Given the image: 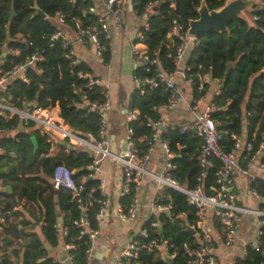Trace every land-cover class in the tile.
Listing matches in <instances>:
<instances>
[{
    "label": "trees",
    "instance_id": "16d2710c",
    "mask_svg": "<svg viewBox=\"0 0 264 264\" xmlns=\"http://www.w3.org/2000/svg\"><path fill=\"white\" fill-rule=\"evenodd\" d=\"M204 1L209 10L219 9L228 0H131L133 11L141 16L150 3H156L148 17V28H141L142 43L146 46V53L150 59L155 58L156 63L145 62L138 65L134 77L138 86L130 95L129 103L137 110L136 119L127 123L133 131L132 138L136 142L138 154L144 153L150 146L152 130L147 125L149 120L160 119L159 110L153 109L163 104L169 95L165 84L159 82L151 87L145 79L156 77L159 71L173 74L177 69L175 60L176 47L182 42V35L174 36L168 40L167 34L172 21L176 20L183 25V31L188 28L189 21L198 18V8ZM37 5L45 17L35 14ZM94 7V0H0V64L3 72L15 64H21L32 55H40L41 59L25 69L27 82L20 78L8 81L3 91L4 95L25 97L32 106L51 108L58 106L60 118L72 127L80 136L90 133L97 137L100 125V116L96 109L82 105L85 100L89 102H103L106 88L100 84L87 86L88 79L80 77L79 73L90 74V69L84 62L71 63L66 57L68 49L64 48L59 40H51V35L57 31L55 21L57 12L65 14V21L73 31L72 18H78L82 26L97 24L98 15L89 12ZM12 11L14 15L11 16ZM248 18L233 17L227 24V30H215L200 33L196 36L197 45L190 50L184 78L191 84L192 99H202L209 90V82L205 77L219 81V92L211 100L214 110L210 115L225 130L223 136L224 148L229 151L235 137H242L243 123L246 126L245 141L251 144L250 149L244 148L240 152L241 165L252 157L260 143L264 142V7H253L248 11ZM253 15L256 18H253ZM170 41V43H167ZM99 42L102 47L103 62L108 63L111 57L110 37L105 32L99 33ZM134 42H138L134 39ZM11 49H17V54ZM91 75V74H90ZM245 114V117H243ZM223 123V126H219ZM34 122L23 125L17 118L5 120L0 117V128L9 130L33 128ZM180 126L174 129L161 131L159 137L169 143L172 151L176 152L173 162L176 169L172 172L174 178L181 184L192 188L196 185V177L204 173L203 185L210 193V186L214 185L215 170L220 162L212 158L213 166L207 171L198 164L201 139L192 132L181 134ZM232 134V135H231ZM31 135L36 137L37 148L34 151ZM143 138V141L139 139ZM177 144H181L179 148ZM0 167L6 168L7 173L0 174L3 183H9L18 192L13 194L14 200L7 201L3 209L8 210L25 196L28 199L42 203L44 208L41 230L52 246L58 244V229L56 227V209L53 201L57 196L58 208L63 213L64 242L72 241L75 248L68 250L75 264H87V249L90 241L86 235L77 240L79 233L74 221L81 215V209L72 198L71 193L63 188L55 189L52 184L41 179L40 172L51 175L57 164H65L75 171L74 178L81 182L82 175L87 176L85 167L92 163L93 157L85 150H70L49 156L50 141L47 133H40L38 129L30 132L18 131L14 137H1ZM260 159L264 161V149ZM36 180L45 181L42 187ZM99 180L83 182L86 192L95 188ZM264 196V180L255 179L250 182ZM48 189L49 196L44 198L43 192ZM164 193L170 194L174 209L184 210L187 220L191 222L195 217V209L188 206L178 191L164 187ZM92 205L89 209V226L97 228L95 213L99 194L93 191ZM123 205H128L130 196L120 199ZM16 215V213H14ZM162 230H156L152 236L167 239L169 243L180 246L184 241H192L193 236L187 230L185 222H169L164 215ZM4 226L7 236L0 244V264H15L11 255L4 251L13 242L9 237L24 238L22 232L15 224ZM9 235V236H8ZM264 244V239H263ZM17 253V252H16ZM41 240L35 234H30L29 242L23 246L21 264H58L52 258L45 257ZM44 257L43 261H38ZM251 261L260 263L264 261V252L249 249L245 258H236L234 264H249ZM140 264H164L165 260L160 253H140ZM173 263L185 264L182 253L177 255Z\"/></svg>",
    "mask_w": 264,
    "mask_h": 264
},
{
    "label": "built area",
    "instance_id": "2783aa9c",
    "mask_svg": "<svg viewBox=\"0 0 264 264\" xmlns=\"http://www.w3.org/2000/svg\"><path fill=\"white\" fill-rule=\"evenodd\" d=\"M103 11L98 13L95 7H90L89 12H94L98 15L97 24H92L87 27L82 26L78 18H72L74 29L70 31L66 21L65 14L57 12L55 21L58 24V29L55 31L50 39L59 40L62 42L64 48L68 49L66 57L71 60L72 64L78 62L74 45L88 40L95 49L96 56L103 62L102 47L99 42V33L105 32L109 36L111 27L121 29L122 15L127 2L131 0H99ZM156 3H150L141 14L143 20L142 25L137 28L132 37V51L138 63L150 64L156 63V59H150L147 55V49L140 52L137 46L142 43L143 35L141 28H148V17L154 9ZM253 7H264V0L254 2ZM255 19L256 16L253 15ZM183 25L176 20L172 21V26L169 29L167 36L172 38L174 36L182 35V42L176 47L175 60L179 62L185 54L188 44L191 46L197 45L196 37L188 34V28L183 31ZM71 35H73L71 37ZM137 39L138 42H134ZM12 53L17 54V49H11ZM40 55L34 54L26 59L24 63L15 64L6 72L2 71L0 64V117L5 120L17 117L23 125L28 122H34L42 131L53 133L62 139H67L75 144L82 145L90 150L93 154V161L85 167L89 178H94V173L98 169L99 162L106 157H109L122 166L121 189L119 192V201L116 206V214L119 219L126 223L138 222L135 232H133L126 242L123 244L120 252L115 257L113 264H140V253L158 252L162 255L165 253L169 256V260L164 264H177L173 260L180 252L185 258V264H219L214 252V230L220 236L223 246L233 247L240 240V231L242 228L243 219L252 217L256 224L255 235L253 239L243 242L240 249V258H245L249 249L264 252V196L260 194L255 188L250 187V195L255 198L258 203L255 207H250L244 203V199L240 197L233 182V174L239 173L247 177L248 180L254 181L260 178L258 174L251 172L252 168L261 173L264 180V161L259 159L264 149V142L260 143L255 150L252 157L241 165L239 161L240 152L246 148H251V144L245 141L244 138L235 137L232 148L227 151L222 143L223 136L227 132L218 127V124L211 117L210 113L214 110V106L210 104L204 110H198V101L193 100L191 103V110L194 112L193 119L186 125L179 128L181 134L185 132H192L201 139V147L198 156V164L207 171L213 166L212 158L220 162V166L215 170L214 185L210 186L211 192H206L203 185L204 173L196 177V185L192 188L179 183L172 172L176 169V164L173 162L176 152L172 151L169 143L163 141L159 137L161 131L174 129V125L163 126L160 119L149 120L148 126L152 130L151 139L148 141L149 148L142 154H138L135 140L132 138L133 131L127 127L126 136L124 138L123 149L120 154L110 151L109 141L107 138V114L110 108V100L108 91L104 93L105 100L103 102H89L85 100L82 105H86L91 109H96L100 116V125L97 137H93L90 133L82 137L77 132L66 124L60 117L55 116L50 108H42L32 106L25 97H17L14 99L12 95H4L8 81L14 78H20L28 81L25 76V69L40 60ZM80 77L88 79L87 86L91 87L93 84H100L99 80L94 76L86 73H79ZM134 80L138 81L133 77ZM151 87H155L159 82L165 84L169 95L167 100L157 106L153 107L156 110H171L179 102L181 98V90L172 80L171 76L164 71H159L156 77L145 79ZM52 108V107H51ZM138 116L137 110L133 109L130 103L128 104L126 124ZM15 130V129H13ZM9 129L0 128V134L6 137L12 136ZM140 140V139H139ZM143 141V140H142ZM155 143H159L164 151L165 161L159 170L151 168L150 150ZM182 148L181 144H177ZM1 150V149H0ZM1 154V153H0ZM75 171L70 169L65 164H57L54 166L51 178L53 187L63 188L71 193L72 198L81 209V215L73 223L78 228L79 233L77 240L86 235L90 241V247L87 249V262L92 256L94 243L99 233V223L107 214L109 199L105 189V183L99 181L97 186L86 192L83 182H77L74 178ZM168 187L182 194L183 200L188 206L195 209V217L189 222L187 220V213L184 210L176 211L170 199V194L163 192V188ZM147 188L145 200L141 203L142 191ZM93 191H97L99 198L97 199V211L95 213V221L97 228L89 226V209L92 205ZM130 196L128 205H123L121 198ZM146 206V207H145ZM212 213L213 224L209 223L208 215ZM164 215L169 222L184 221L186 228L193 231L192 241H184L178 247L173 243H169L167 239H160V237L152 236L157 229L162 230L164 220L161 219ZM3 224L8 225V222L3 219ZM66 231H63V236ZM75 248V244L70 242L63 243V249L66 253V260L70 264H75L73 257L68 253V250ZM58 264H64L61 261H54ZM249 264H264V261L255 263L251 261Z\"/></svg>",
    "mask_w": 264,
    "mask_h": 264
},
{
    "label": "crops",
    "instance_id": "0c3cea01",
    "mask_svg": "<svg viewBox=\"0 0 264 264\" xmlns=\"http://www.w3.org/2000/svg\"><path fill=\"white\" fill-rule=\"evenodd\" d=\"M258 1L259 0H254V2ZM94 7L98 13H101L103 11L99 0H94ZM248 11L249 10H246L244 12L243 17L248 18ZM122 22L123 25L121 29H116L114 27H111L110 29L109 37L111 44V57L108 63H104L98 59L94 47L88 40H85L82 43H76L74 45V51L77 60L80 62H84L90 69V74L97 78L100 85L104 86L108 91L110 100V108L107 114V138L109 141L108 146L110 151L116 154H120L123 149L124 138L127 132L126 116L129 99L133 90L138 86V83L133 78L134 71L136 67L140 65L133 54L131 43L135 30L142 25L143 20L140 16H137L135 14L130 2H127L125 5V9L122 15ZM72 36L73 35H71V37ZM167 38L168 40H170L169 36H167ZM167 43H170V41H168ZM137 49L142 52L146 50V46L144 44H139L137 46ZM191 49L192 46L190 43L186 48L183 58L179 60V62H177L176 71L170 75L171 80L178 87H180L181 98L178 104L173 109L159 110L160 120L162 121L163 126L186 125L194 117V112H192L190 108L193 101L192 87L191 84L184 78L186 61ZM211 79L212 78L209 76L204 78V81L209 82L210 86L207 94L198 101V110H204L206 106H209L211 104L213 96L219 92V81ZM207 95H210V97H207ZM50 109L52 113L55 114V116L60 117L59 108L57 105ZM243 117H245V114H243ZM223 125V123H220L219 126L221 127ZM33 128L38 129L40 133H47L42 131L37 124H35ZM33 128L21 127L18 130L15 129L10 131V133L12 136H14L18 131L30 132ZM47 135L48 141H50V149L48 152L49 156H55L62 151L68 152L74 149L85 150L91 156L93 155L88 148L82 145L75 144L67 139H62L53 133H47ZM245 135L246 126L245 123H243L241 138H245ZM1 137H4V135L0 134V138ZM142 140L144 139L141 138L140 141ZM36 148H33V150L35 151ZM0 153L3 154L4 152L0 150ZM150 160L152 169H161L165 161V155L159 143H155L152 146L150 150ZM251 172L253 174H258L260 178H263L260 175L261 173H259V171L256 169V166L252 168ZM4 173H7V169ZM38 175L47 183L52 184V181L49 182L44 177V173L40 172V174ZM121 176L122 166L109 157L103 158L99 162L98 169L94 173L93 179H97L105 183V189L109 199V206L107 214L99 223V233L93 246L92 256L88 260L87 264H113V261L117 254L120 252L123 244L129 238V236L136 231L139 224L137 221L133 223H126L117 217L116 206L119 201ZM80 179L81 182L93 180L92 178H89L85 175H82ZM45 181L36 180L35 182L44 187ZM233 182L237 194L244 199V203L250 207H255L258 201L250 195L249 191L251 186L248 178L240 175L239 173H234ZM8 185L11 186L10 191H8L7 189ZM18 187L19 186L13 188V186L9 183L4 184L3 178H0V244L2 240L7 236V234L4 232V226L2 223L3 219H5L9 224H15L18 230L23 231L22 236H24V238H14L13 236L8 235L12 239L13 243L5 248L4 251L11 255V259L15 262V264H21L23 246L26 244V242H29L30 234H35L41 240L43 249L46 252L45 257L52 258L54 261L64 262V264H70L66 260V253L63 249L64 216L58 208L57 196L54 195L53 201L56 209L58 244L56 246H52L41 230L44 212L42 203L23 196L10 209H3V206L7 201L14 200L15 197H13V194L18 192ZM48 192V189L43 192L44 198L49 196ZM14 213H16V215ZM208 220L212 226L215 225L213 224L212 213H209ZM245 220L246 223L242 226L239 234L240 240L233 247L223 246L220 240V236L217 233V229L214 230L215 241L213 244V248L219 264H234L235 259L239 258L241 255L240 249L243 242L249 239H253L256 230L255 221L252 217H247ZM43 260L44 257L40 258L38 261L40 262Z\"/></svg>",
    "mask_w": 264,
    "mask_h": 264
},
{
    "label": "water",
    "instance_id": "95a60500",
    "mask_svg": "<svg viewBox=\"0 0 264 264\" xmlns=\"http://www.w3.org/2000/svg\"><path fill=\"white\" fill-rule=\"evenodd\" d=\"M168 1V0H167ZM254 5V0H228L219 9L209 10L205 2L202 1L198 8V18L189 21L188 23V34L196 37L200 33L215 30L218 32H223L227 30V24L233 17H243L244 12L249 10ZM35 14L45 17V13L37 6H34ZM14 15L12 11L11 16ZM141 65V64H140ZM212 80V79H211ZM33 148L37 146L36 137L31 135L30 137ZM67 144V143H65ZM6 172L5 168L0 167V173ZM49 182L52 181L51 176H44ZM8 191H10L11 186H7ZM147 188L144 189L141 197V203L145 200ZM190 233L192 230L187 228ZM163 258L165 261L169 260V256L163 253Z\"/></svg>",
    "mask_w": 264,
    "mask_h": 264
},
{
    "label": "rangeland",
    "instance_id": "374dc122",
    "mask_svg": "<svg viewBox=\"0 0 264 264\" xmlns=\"http://www.w3.org/2000/svg\"><path fill=\"white\" fill-rule=\"evenodd\" d=\"M207 97H210V95H207ZM245 221H246V220L243 219L242 226L246 223Z\"/></svg>",
    "mask_w": 264,
    "mask_h": 264
}]
</instances>
